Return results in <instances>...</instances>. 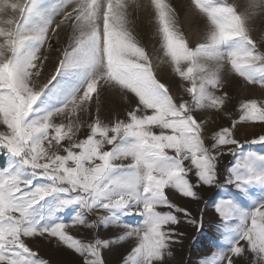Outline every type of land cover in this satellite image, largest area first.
<instances>
[{"label":"snow or ice","instance_id":"1","mask_svg":"<svg viewBox=\"0 0 264 264\" xmlns=\"http://www.w3.org/2000/svg\"><path fill=\"white\" fill-rule=\"evenodd\" d=\"M189 228L264 264V0H0V264H175Z\"/></svg>","mask_w":264,"mask_h":264},{"label":"rangeland","instance_id":"2","mask_svg":"<svg viewBox=\"0 0 264 264\" xmlns=\"http://www.w3.org/2000/svg\"><path fill=\"white\" fill-rule=\"evenodd\" d=\"M178 2H186V0H178ZM202 24H198V23H193L192 28L193 30H199L200 28H202ZM143 40L146 44L149 45V47H151L152 44L155 43V40L152 36V28L150 25L147 24V22H144L140 28ZM233 91H236L235 89ZM252 129H248L247 134L244 133V131L242 130L241 133L238 134V138L241 140L244 139H250L252 138ZM256 132H259V129H255ZM258 147V146H257ZM193 209L195 210L196 206L193 205L192 206ZM189 236L188 238H186L185 243L176 248V256H175V264H196V262L202 257V256H206L207 253L202 251V249L206 246L207 244V237L202 239L201 244L196 245L195 247H192L190 244V238L192 235H194L195 230L189 228L188 230ZM42 251H45L44 249H42ZM49 255H53V259H55L54 254L52 253V250L48 249L47 250Z\"/></svg>","mask_w":264,"mask_h":264}]
</instances>
